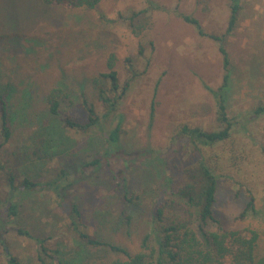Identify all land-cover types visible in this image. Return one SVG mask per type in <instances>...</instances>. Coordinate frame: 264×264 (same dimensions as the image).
<instances>
[{
	"label": "rangeland",
	"instance_id": "1",
	"mask_svg": "<svg viewBox=\"0 0 264 264\" xmlns=\"http://www.w3.org/2000/svg\"><path fill=\"white\" fill-rule=\"evenodd\" d=\"M231 4L232 0H103L94 10H84L44 6L38 0H0V94H7L11 127V137L0 149V239L5 242L4 247L0 244V264H7V254L18 264H37L38 244L17 235L20 227L29 228L35 237H51L48 243L53 247L56 241L68 252L79 247L68 234L66 203L58 206L45 182L62 168L103 153L106 133L117 125L121 150L148 148L156 159L128 172L129 191L139 197L132 208L112 190L106 170L69 172L59 181L61 186L70 183V199L93 234L132 253L156 247L151 204L154 199L163 201L157 195L164 176L178 175L183 167L205 159L217 177L215 218L225 230L255 229L260 234L256 257H263L264 113L255 111L264 107V0H240L238 22L224 40L232 69L225 91L227 115L234 123L229 138L192 152L179 136L183 126L208 132L224 127L208 90L223 81L218 44L199 35L184 17L197 20L207 35H223ZM111 55L120 88L131 76L126 60L138 75L106 118L90 81L109 71ZM52 89L69 93L60 97L57 116L49 113L46 99ZM82 94L100 116L87 133L67 129L60 121L63 114L85 119ZM46 126L56 132L50 136ZM175 151V156H167ZM12 176L19 216L7 223L4 204ZM24 179L35 186L21 194ZM123 212L130 213L128 222ZM147 236L146 250L142 243ZM85 250L97 258L107 254Z\"/></svg>",
	"mask_w": 264,
	"mask_h": 264
},
{
	"label": "trees",
	"instance_id": "2",
	"mask_svg": "<svg viewBox=\"0 0 264 264\" xmlns=\"http://www.w3.org/2000/svg\"><path fill=\"white\" fill-rule=\"evenodd\" d=\"M44 6L94 10L103 0H38ZM240 0H232L230 16L226 31L223 35H207L201 28L199 22L189 17H184V21L194 25L197 33L201 36H208L218 44V50L222 57L224 70L222 85L216 89H208L216 101L217 120L224 127L217 131H203L200 128H188L183 126L179 136L186 141V147H192V152L199 151V146L209 147L227 140L234 125L232 119L227 115L225 103V91L230 86L231 63L228 53L224 47V40L229 35L238 22L240 11ZM108 72H102L92 78L90 83L96 89L97 98L105 108L104 117L112 114L118 101L129 86V81L133 80L138 73L135 72L129 60H126V71L130 79L120 88L119 78L114 70V56L111 55L107 63ZM63 93V94H62ZM63 95V96H62ZM67 97L69 93L61 89H52L47 94L49 113L53 116L60 114V97ZM82 107L85 111L84 120H74L72 116L63 114L60 121L63 127L81 133H87L98 125L100 116L98 115L94 103L89 101L85 94H82ZM153 106L151 107V114ZM256 114L264 113V107H258ZM152 116V115H151ZM50 136L56 131L46 126ZM60 130H58L59 132ZM0 134L3 144L11 137V127L9 123V111L7 107V94H0ZM120 127L106 133V148L103 153L93 157L83 163H73L67 168H62L60 173L52 181L45 182L46 188L51 191L55 203L61 206L66 203L67 217L70 223L67 226L68 234H71L79 243V247L68 252L63 243L56 241L49 244L51 237H35L31 230L26 227L16 228L19 236L34 239L38 244L39 255L36 257L37 264H264V255L257 259L256 247L260 234L252 228L239 230H225L213 213L215 195L217 191V177L214 168L207 164L205 159H200L196 163L183 167L181 173L175 176L166 174L164 183L160 188L163 201L158 203V199L152 202L151 219L156 229L155 244L148 252L143 250L132 253L126 248L101 240L92 233L90 227L84 223V218L76 203L69 196V185L61 186L59 181L66 178L71 173L88 172L93 174L98 170L108 172L109 183L112 190L119 195L127 207L132 208L135 201L139 199L129 191L128 172L136 165L148 166L155 162L154 151L142 149L134 152H125L120 149ZM177 139V138H176ZM178 151H175L173 157ZM41 156L38 155V158ZM166 157V156H165ZM165 157L161 158L162 164ZM70 172V174H69ZM12 176L9 179L11 193H9L4 204V214L7 223L15 222L19 216V204L16 201L17 189L13 186ZM35 184L26 179L21 182V194L33 188ZM124 204V205H125ZM251 201L248 207H251ZM124 219L130 220V213L123 212ZM245 211L240 214L243 217ZM213 224L215 230H209ZM148 236L143 239V249L147 250ZM5 242L0 239V244L4 247ZM80 247H82L80 249ZM104 250L107 254L97 258L90 255L85 250ZM7 264H18L17 259L7 254Z\"/></svg>",
	"mask_w": 264,
	"mask_h": 264
}]
</instances>
